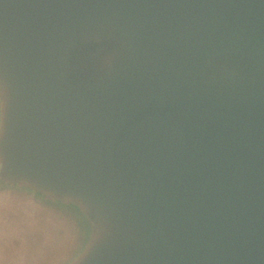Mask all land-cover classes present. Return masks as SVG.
Masks as SVG:
<instances>
[{
    "label": "water",
    "instance_id": "obj_1",
    "mask_svg": "<svg viewBox=\"0 0 264 264\" xmlns=\"http://www.w3.org/2000/svg\"><path fill=\"white\" fill-rule=\"evenodd\" d=\"M0 184L71 264H264V0H0Z\"/></svg>",
    "mask_w": 264,
    "mask_h": 264
},
{
    "label": "rangeland",
    "instance_id": "obj_2",
    "mask_svg": "<svg viewBox=\"0 0 264 264\" xmlns=\"http://www.w3.org/2000/svg\"><path fill=\"white\" fill-rule=\"evenodd\" d=\"M77 239L28 191L0 184V264H71Z\"/></svg>",
    "mask_w": 264,
    "mask_h": 264
}]
</instances>
